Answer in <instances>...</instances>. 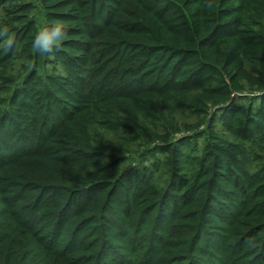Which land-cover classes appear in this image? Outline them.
Wrapping results in <instances>:
<instances>
[{
    "label": "trees",
    "instance_id": "trees-1",
    "mask_svg": "<svg viewBox=\"0 0 264 264\" xmlns=\"http://www.w3.org/2000/svg\"><path fill=\"white\" fill-rule=\"evenodd\" d=\"M9 2L5 23L16 44L0 47V184L41 190L34 217L45 208L62 210L53 240L41 242L51 263L89 264L93 257L90 264H264V0H81L76 9L83 16L64 21H81L87 33L66 28L83 38L63 41L52 55L32 48L39 20L18 14L22 0ZM6 3L0 0V27ZM37 15L48 25L60 18L50 9ZM163 31L180 38L167 41ZM14 61L22 62L17 70ZM198 89L223 105L210 125L219 119L238 141L199 129L176 139L173 127L170 138L156 143L148 121L171 123L169 104L191 110L201 94L187 96ZM244 92L236 99L248 104H237L234 97ZM132 104L147 105L146 113ZM111 136L137 143L136 150L125 154ZM200 136L208 142L196 155L199 146L191 145ZM241 177L245 198L237 205V194L231 207L218 200L237 193L223 179L236 187ZM113 201L121 203L117 213ZM252 207L258 210L245 221ZM220 211L222 234L206 237L208 215ZM77 213L84 216L72 230ZM32 216L22 224L24 234L34 227ZM111 235L122 236L123 246ZM84 237L99 250L82 262ZM127 248L129 254L119 252ZM0 264H20L17 252L0 249Z\"/></svg>",
    "mask_w": 264,
    "mask_h": 264
},
{
    "label": "rangeland",
    "instance_id": "rangeland-1",
    "mask_svg": "<svg viewBox=\"0 0 264 264\" xmlns=\"http://www.w3.org/2000/svg\"><path fill=\"white\" fill-rule=\"evenodd\" d=\"M23 3H20V9L18 11H20V13H18L20 16H25V19L27 20L28 17L29 18H35V20H39V22L41 23V26L44 25V20L42 17L38 16V12L39 11H45L47 9L53 10L54 12H56V14H59L58 16L60 18H58L60 22H63L66 28H79L81 29V31L87 33V29L88 26L85 28V24L83 25L81 23V21L79 22H75V21H64L66 17H70L71 14L73 16L80 14L82 15V11L81 10H77L76 6H81V0H75L78 1V3L76 4H70L67 5L68 2H72V0H22ZM32 2V3H30ZM12 3L14 2H9V0H7V3L5 5V8L2 10V15L4 16L3 20L4 24H2V27L6 24V20H8L9 17V10L11 9ZM15 3H18V1H16ZM35 3V4H34ZM9 4V5H8ZM28 4V5H27ZM30 4V5H29ZM34 4V5H32ZM31 5H32V9H31ZM30 8H27L29 7ZM192 9H197V6L192 7ZM12 13H10L11 15L14 14L13 12H15V9H13L11 11ZM100 12V11H99ZM28 14V15H27ZM2 16V17H3ZM72 16V17H73ZM44 19L45 16H44ZM67 19V18H66ZM1 20V19H0ZM55 21V22H57ZM25 22V21H24ZM55 22L51 23L54 24ZM39 26V27H41ZM25 27V26H24ZM38 27V28H39ZM81 27V28H80ZM37 28V29H38ZM84 33V34H85ZM162 33H164V36L166 35V31H163ZM167 36V35H166ZM187 36V35H186ZM169 38L166 39L167 41H171V40H176L178 38H180L179 36L175 35V34H170V36H167ZM73 38L76 39H80L83 38L80 35L76 34H70L67 35V38L64 40V42L71 40ZM165 40V39H164ZM163 40V41H164ZM172 42V41H171ZM68 43V42H67ZM67 43H64V45H67ZM67 49V48H66ZM68 50H71L72 52H74L73 49L68 48ZM77 53V51H76ZM52 58V57H51ZM21 61H14L15 67L17 70L19 68V66L21 65ZM6 64V63H5ZM46 68L48 71L51 72L53 65L52 63H47ZM60 69V68H59ZM58 69V70H59ZM60 75L62 77V81L60 80L59 85L61 88L66 87V82H63V80H65V77L62 76L64 75L61 71L57 73L56 75ZM62 74V75H61ZM253 79H249L247 78V81L245 80V82H252ZM246 85H248L246 83ZM249 86V85H248ZM56 88V87H55ZM57 92L61 93V90H59L60 88H56ZM207 91L203 92V89H198L196 91H194L192 93V95H190L191 93H188L189 95L187 96L188 98L192 97L195 94H201L200 99L196 101L195 104L191 105V110H182L179 111L177 108L173 107V105L169 104V108L166 109V115L169 117L170 121H155V124H151L150 122L151 119L148 121L149 123H147V128L148 131H150L152 134L156 133V136L159 138V140H157L156 143H163L164 139H168L170 138L172 135L169 134L171 128H176L178 129L177 134L175 135V138H179V137H183L185 135H190L193 133L198 132L199 130L201 131V133L206 132V133H212L215 134L216 137H225V138H230L233 141H238L237 139H235L234 135L226 132L225 133V129L223 127V125L221 124V121L216 120L214 122V125H210V122H212V115L213 113L216 112V110H219V108L221 106H223L221 103H217L216 106H214L215 102H212L210 100H207V98L205 96H207V94H205ZM246 92L239 94L237 93L235 98V102L237 104H241V105H247L248 104V100L246 99H236L239 98L240 96H245ZM66 94H64L63 97H65ZM31 99H29L30 101ZM71 102H73V100L69 99ZM200 102H203L207 105H203V103L201 104ZM260 100L258 99L256 101V103H259ZM194 107V109H196V113L193 112L192 108ZM147 108V105H139L136 106V104H132L130 105V109L133 111H144V109ZM144 113H146V111H144ZM150 114H153V110L150 109L149 111ZM159 115V113H157ZM161 117V116H160ZM156 125V126H154ZM146 128V129H147ZM199 129V130H198ZM112 140L111 143L112 144H116L117 146H119V144H123V149L125 154H130L131 152H134L137 148V143L136 144H126V142L124 141H119L117 138L113 139V136H111ZM208 142V137L207 136H200L197 141H193L191 146H194L195 143H197L198 147V151L196 152L198 154H201V150L204 148V146L206 145V143ZM141 143V142H140ZM138 143V144H140ZM262 152V153H260ZM259 154H264L263 151H259ZM167 155V154H166ZM170 155V152L169 154ZM223 161L228 160L227 157L223 156L222 157ZM150 163V161H148ZM147 162V164H148ZM231 177V176H230ZM232 179V177H231ZM242 182H241V186L237 185L236 187L233 184H228L224 181H222V183L224 184L226 190H235V195H233L234 198H230V200L225 201L226 199L224 198V195H217L218 200H221L223 203L229 204V206L231 207L232 205L230 204V202H233L234 199L236 198L237 194L239 197L237 198V200L239 199V201H237V203L235 204H239V202L245 198L244 196L247 194L246 192L248 191L246 189V185H245V178L241 177ZM245 185V189L242 190L243 186ZM1 188H6V191H2V189L0 190V249H7L8 252H17V255L19 256V263L20 264H52L51 261L52 259L54 260L53 257H49L48 255H46L47 253L44 252L43 246L41 244V242H48L49 240H53L51 239L52 237V226L55 225V222L57 220V218L62 217V210L58 211V213H56V211H54L52 208H45L44 209V215L40 216L39 214L36 215V217L32 216L33 212H34V207L32 206L33 203H35V200L40 198V196H42V192L41 190H27V187H23L20 188V186L17 187H11L6 183H3L2 185L0 184ZM37 188V187H35ZM242 188V189H241ZM38 189V188H37ZM102 190L104 191V193H106L108 191V188L104 187L102 188ZM251 190V189H249ZM43 191V190H42ZM8 192V193H7ZM125 192V191H124ZM19 194V198L16 200L11 199L12 197H14L15 195ZM86 196L85 191L80 190L79 194L77 196L79 202H81V200L84 199V197ZM105 195L102 194L101 197L103 198ZM228 197L230 196L227 195ZM52 196H50L49 198H51ZM121 203L117 202V201H113L111 203V208H113L112 212L114 211V213L119 212L118 210V206H120ZM258 210L256 207H252L250 209H245L246 212V216L243 217V219L245 221H249V220H253V213L254 211ZM40 212V211H37ZM221 212V211H220ZM223 212V209H222ZM219 213L215 215H208V219L210 222L209 225H207V233H206V237H211V238H215V234H222V226H225L224 223H221L219 220L221 218V216L223 215V213ZM76 217H74V219L71 221V227L72 230H74L75 228H77V226H74L75 223H77L78 221L81 220V218L84 215H79V213L74 214ZM32 216L34 223L33 224V229H30L29 232L26 231V233L24 234L23 231L24 229L22 228V224H24V220L26 221V217H28V219H30V217ZM70 217L66 218L63 217V222L67 219H69ZM16 219V220H15ZM23 219V220H22ZM62 219V218H61ZM22 220V221H21ZM31 224V225H32ZM93 228V225L90 227L88 226L87 229H85V234H87L86 232H88L89 230H91ZM209 228V229H208ZM71 230V231H72ZM76 230V229H75ZM33 231V232H32ZM32 232V233H31ZM92 234V233H91ZM211 234V235H210ZM245 236V235H244ZM87 237V236H86ZM86 237H84V239L82 238V242L83 243V247L84 249H82V251L78 252L77 254H82L81 258H83L84 256L90 255L93 252H96L97 250H99V248H95L92 243H89L90 239H87ZM111 238L113 239L112 241L114 242L113 244L116 246H123L122 243H124L122 236H118V237H113V235H111ZM208 240V239H207ZM66 239L65 237L62 239V241L60 240V244L61 247L63 245H65ZM138 246H140V244H142L140 246V248H143L144 246H146V242H142L140 240L137 241L136 243ZM65 251V250H64ZM233 251V250H232ZM67 252V251H65ZM119 252H121L122 254H129L128 248L127 250H119ZM68 253V252H67ZM67 253L62 256H65L66 259L72 258L73 255L72 254H68ZM75 254V255H77ZM205 254V252H204ZM219 254V253H218ZM80 258V259H81ZM95 260V258H88L87 263H93V261ZM82 262H85V259L83 258ZM86 263V262H85ZM84 263V264H85ZM59 264V263H58ZM60 264H70L67 261H63Z\"/></svg>",
    "mask_w": 264,
    "mask_h": 264
},
{
    "label": "clouds",
    "instance_id": "clouds-1",
    "mask_svg": "<svg viewBox=\"0 0 264 264\" xmlns=\"http://www.w3.org/2000/svg\"><path fill=\"white\" fill-rule=\"evenodd\" d=\"M66 38L67 30L63 22L57 21L52 25L44 24L37 30L32 41V48L35 52L52 55ZM0 40L3 41L0 47L5 50L12 49L16 44L14 36L10 34L6 25L0 27Z\"/></svg>",
    "mask_w": 264,
    "mask_h": 264
}]
</instances>
